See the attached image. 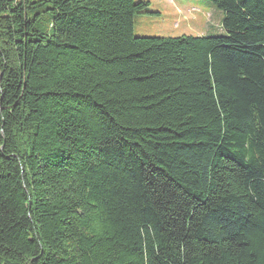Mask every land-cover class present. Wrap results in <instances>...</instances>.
Segmentation results:
<instances>
[{
	"label": "trees",
	"instance_id": "16d2710c",
	"mask_svg": "<svg viewBox=\"0 0 264 264\" xmlns=\"http://www.w3.org/2000/svg\"><path fill=\"white\" fill-rule=\"evenodd\" d=\"M207 1L0 0V264H264V0Z\"/></svg>",
	"mask_w": 264,
	"mask_h": 264
},
{
	"label": "rangeland",
	"instance_id": "374dc122",
	"mask_svg": "<svg viewBox=\"0 0 264 264\" xmlns=\"http://www.w3.org/2000/svg\"><path fill=\"white\" fill-rule=\"evenodd\" d=\"M147 3L145 13L133 17L136 38L223 37L224 13L207 0H133ZM43 27L50 18L40 17Z\"/></svg>",
	"mask_w": 264,
	"mask_h": 264
}]
</instances>
